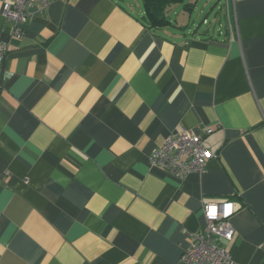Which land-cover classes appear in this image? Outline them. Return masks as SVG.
Returning a JSON list of instances; mask_svg holds the SVG:
<instances>
[{"label":"crops","instance_id":"obj_1","mask_svg":"<svg viewBox=\"0 0 264 264\" xmlns=\"http://www.w3.org/2000/svg\"><path fill=\"white\" fill-rule=\"evenodd\" d=\"M4 2L0 264H178L207 202L234 204L235 262L264 264V0H219L201 23L184 0L162 29L143 0H51L21 36ZM206 127L205 172L152 165Z\"/></svg>","mask_w":264,"mask_h":264},{"label":"built area","instance_id":"obj_2","mask_svg":"<svg viewBox=\"0 0 264 264\" xmlns=\"http://www.w3.org/2000/svg\"><path fill=\"white\" fill-rule=\"evenodd\" d=\"M50 3L51 0L4 2L3 16L13 24L14 34L21 36L22 27L32 16L31 9L38 6L39 10L43 11L50 6ZM8 52V44L0 41V78L3 75ZM212 132L210 127H206L201 133L184 129L172 134L153 152L152 165L162 167L180 179L194 173L202 174L208 162L216 157L206 141V136ZM204 210L207 228L204 232L190 235V246L181 256L178 264H238L220 244L222 239L227 241L234 239L235 229L231 222L235 214L234 204L207 202L204 204Z\"/></svg>","mask_w":264,"mask_h":264},{"label":"trees","instance_id":"obj_3","mask_svg":"<svg viewBox=\"0 0 264 264\" xmlns=\"http://www.w3.org/2000/svg\"><path fill=\"white\" fill-rule=\"evenodd\" d=\"M183 4L187 11H191V4H184V0H143L144 20L151 29H162L170 25L166 15L168 7Z\"/></svg>","mask_w":264,"mask_h":264},{"label":"rangeland","instance_id":"obj_4","mask_svg":"<svg viewBox=\"0 0 264 264\" xmlns=\"http://www.w3.org/2000/svg\"><path fill=\"white\" fill-rule=\"evenodd\" d=\"M189 1V0H188ZM219 0H196V7L193 11L192 17L195 21V23H201L205 16L211 12L212 8L216 5ZM175 8L181 10L183 7L181 4L179 5H174ZM214 14L212 15L211 13L207 16V19L213 22L214 24ZM213 26V25H211ZM209 26L204 25L203 28H207Z\"/></svg>","mask_w":264,"mask_h":264}]
</instances>
